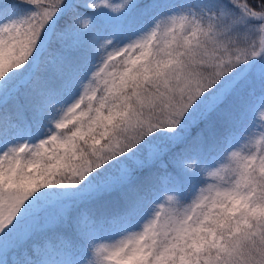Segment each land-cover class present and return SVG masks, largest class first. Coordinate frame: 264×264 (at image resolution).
<instances>
[{"label": "snow or ice", "instance_id": "1", "mask_svg": "<svg viewBox=\"0 0 264 264\" xmlns=\"http://www.w3.org/2000/svg\"><path fill=\"white\" fill-rule=\"evenodd\" d=\"M0 264H264V0H0Z\"/></svg>", "mask_w": 264, "mask_h": 264}, {"label": "rangeland", "instance_id": "2", "mask_svg": "<svg viewBox=\"0 0 264 264\" xmlns=\"http://www.w3.org/2000/svg\"><path fill=\"white\" fill-rule=\"evenodd\" d=\"M115 2L119 3V0H115Z\"/></svg>", "mask_w": 264, "mask_h": 264}]
</instances>
